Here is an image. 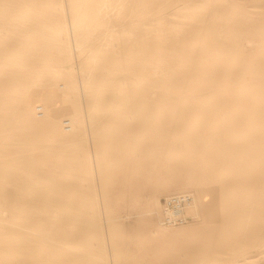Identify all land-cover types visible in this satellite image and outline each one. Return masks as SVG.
I'll return each instance as SVG.
<instances>
[{
  "label": "rangeland",
  "instance_id": "rangeland-1",
  "mask_svg": "<svg viewBox=\"0 0 264 264\" xmlns=\"http://www.w3.org/2000/svg\"><path fill=\"white\" fill-rule=\"evenodd\" d=\"M0 264H264V0H0Z\"/></svg>",
  "mask_w": 264,
  "mask_h": 264
},
{
  "label": "built area",
  "instance_id": "built-area-1",
  "mask_svg": "<svg viewBox=\"0 0 264 264\" xmlns=\"http://www.w3.org/2000/svg\"><path fill=\"white\" fill-rule=\"evenodd\" d=\"M65 125H69V122H66ZM194 201L195 196L191 194H181L167 198L164 204L163 225L174 227L188 221L189 216L186 214V210L193 205Z\"/></svg>",
  "mask_w": 264,
  "mask_h": 264
},
{
  "label": "bare ground",
  "instance_id": "bare-ground-1",
  "mask_svg": "<svg viewBox=\"0 0 264 264\" xmlns=\"http://www.w3.org/2000/svg\"><path fill=\"white\" fill-rule=\"evenodd\" d=\"M43 116H44V114H43ZM65 126H67V128H68L69 130H71L70 122H69V125H65Z\"/></svg>",
  "mask_w": 264,
  "mask_h": 264
}]
</instances>
